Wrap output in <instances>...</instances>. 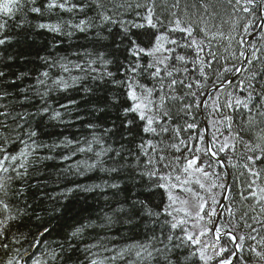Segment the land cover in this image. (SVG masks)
I'll use <instances>...</instances> for the list:
<instances>
[{"label": "snow or ice", "instance_id": "snow-or-ice-1", "mask_svg": "<svg viewBox=\"0 0 264 264\" xmlns=\"http://www.w3.org/2000/svg\"><path fill=\"white\" fill-rule=\"evenodd\" d=\"M0 264H264V0H0Z\"/></svg>", "mask_w": 264, "mask_h": 264}, {"label": "trees", "instance_id": "trees-1", "mask_svg": "<svg viewBox=\"0 0 264 264\" xmlns=\"http://www.w3.org/2000/svg\"><path fill=\"white\" fill-rule=\"evenodd\" d=\"M68 199L72 202L71 207H73L77 211H80L82 209H87L88 204L92 203L93 197L90 194L73 193L71 196H69ZM85 201H87V203ZM82 214L86 215L87 212L82 211Z\"/></svg>", "mask_w": 264, "mask_h": 264}]
</instances>
